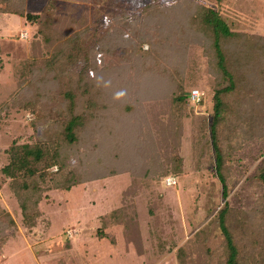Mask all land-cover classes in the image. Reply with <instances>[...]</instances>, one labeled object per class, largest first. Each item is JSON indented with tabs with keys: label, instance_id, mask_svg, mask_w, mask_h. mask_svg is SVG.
<instances>
[{
	"label": "rangeland",
	"instance_id": "rangeland-1",
	"mask_svg": "<svg viewBox=\"0 0 264 264\" xmlns=\"http://www.w3.org/2000/svg\"><path fill=\"white\" fill-rule=\"evenodd\" d=\"M123 1L127 2L102 0L101 4L95 1L93 4L92 0H76L72 27L85 30L84 35L87 36L84 42L90 51V59L85 71L93 83L91 86L95 87L91 91L93 99L100 98L99 88L105 93L110 90L112 82L108 80L109 76L124 74L130 65L128 62H137L134 69L129 71L130 74L140 70L155 73L164 79L167 87L161 88L159 94H163L162 97L153 93L149 96L154 104L148 109L143 131L145 135L150 133L153 136L150 142L158 156L156 160L147 158L148 165L140 166L142 170L149 168L150 175H156L146 180L141 178L140 185V180L135 181L129 173H123L85 181L70 191L52 190L41 199V214L36 225L31 228L22 224L20 207L10 188V180L1 168L9 160L6 150L13 142L38 141L37 136L58 115L54 97H44L41 103L49 99L46 104L51 106L44 107L42 111L46 114L45 119L42 124L35 126L30 123L36 116L32 110L23 109L19 103H14L21 86H25L30 75L37 70L33 68L37 60L33 51L35 38L33 27L24 17L2 13V9L13 11L18 8L16 4L0 2V210L8 211L15 222L12 227H3L6 238L0 247V264H179L178 247H183L187 256L195 255L194 245L198 243L195 233L208 220L195 225L197 206L210 199L205 193V181L210 183L214 180L212 184L215 189V200L212 201L214 208L209 219L223 202L220 186L216 178L209 174L212 158L205 160V165L199 164L198 169L193 166L194 163L189 165L193 143L196 147L197 138L200 135L203 137V133L208 131L213 103L212 89L218 79L209 54L210 44L201 35L197 38L194 31L190 32L186 27L182 33L190 32L187 36L189 40L186 37L188 45L165 47L166 51L158 46L160 40L158 44L144 41L141 50L135 47L137 49L132 52L126 46L129 43L134 46L137 34L133 29L134 23L123 24L118 15L122 11L120 3ZM45 2L26 0L25 9L39 12ZM127 10L130 12L132 7ZM219 10L233 22L232 29L264 35V0H223ZM114 17H117L116 20H113ZM95 21L99 24L95 25ZM173 53L174 56L170 58ZM262 81L263 76L260 75L254 79L257 85ZM177 82L182 83L185 92L197 88L203 94L202 102L193 104L195 114L186 110L183 113L172 101L176 95ZM241 104L243 109H256L247 106L249 103L244 101ZM189 106L192 105L189 103ZM255 106L259 110L262 108L261 103ZM173 109L177 116H171ZM110 110L120 113L124 108L112 107ZM242 116L250 119L253 114L243 110ZM261 116L256 117L257 124H252L250 128L255 133L242 140L235 159L229 165L232 181L228 201L235 207L250 209L263 191L261 184L252 178L264 160V114ZM242 125L247 128L249 123L240 121L238 126L243 128ZM171 140L176 144L178 155L186 158L182 168V175L185 174L183 178L173 172L163 175L172 166L169 158L173 148ZM206 143L208 141L201 142L198 149ZM208 149L204 148L202 153ZM81 155L80 152L69 155L67 166L80 177L85 173ZM206 156L210 157L207 153ZM152 162L154 165L151 166ZM138 167L134 168L136 172ZM154 169L156 172H153ZM193 172L194 176L189 177ZM169 177L172 178L170 183L167 182ZM117 209L125 213L126 220L118 222L112 218L113 211ZM103 218L106 221L103 229L106 237H99L97 229ZM163 239L167 248L171 247L163 255H158L157 243ZM208 243L211 248H215L219 241L218 238L210 237ZM200 255L205 263L208 259L211 263L210 254L202 252Z\"/></svg>",
	"mask_w": 264,
	"mask_h": 264
},
{
	"label": "trees",
	"instance_id": "trees-1",
	"mask_svg": "<svg viewBox=\"0 0 264 264\" xmlns=\"http://www.w3.org/2000/svg\"><path fill=\"white\" fill-rule=\"evenodd\" d=\"M5 1L16 4L18 8L13 11L2 9L3 14L22 16L33 27V51L37 58L33 65L37 69L36 73L33 72L27 84L21 86L14 103H19L23 109L32 110L36 116L30 123L35 126L42 124L45 119L46 114L42 111L44 107L51 106L46 104L49 99L41 103L44 97H54L58 115L37 136L38 141L13 142L6 150L9 160L1 171L10 180V188L20 207L22 224L29 228L36 225L41 214V199L52 190L70 191L85 181L123 173H129L135 181L140 180V185L142 179L156 175L153 173L156 169L152 175L146 166L140 169L142 164L148 165L147 158L156 160L158 156L151 146L153 136L150 133L145 135L143 131L148 109L154 104L149 96L153 93L162 97L163 94H159L161 88L167 87L164 79L139 69L130 74L129 71L134 69L137 62H128L130 65L124 74L109 76L108 80L112 82L110 90L105 93L99 88L100 98L93 99L91 91L95 87L91 86L93 83L85 71L90 59V51L84 42L87 36L84 35L85 30L72 27L76 0H46L36 13L25 9L26 0H0ZM94 1L102 3V0H92L93 4ZM222 1L127 0L120 3L122 11L118 14L123 24L134 23L137 39L134 46L132 43L127 44L128 50H141L144 41L158 44L160 40L162 43L158 46L162 47L161 50L180 44L188 45L187 36L194 31L197 38L201 35L210 44L209 54L218 75L212 89L213 103L208 131L196 140L197 146L201 142L208 143L200 149L193 143L189 165L194 163L193 166L198 169L199 164L212 158L209 174L216 178L223 202L209 219L214 208L212 201L215 200V189L212 184L214 180L210 183L205 181L206 187L203 188L211 201H203L197 206L195 225L208 220L195 233L198 238V243L194 245L195 255L187 256L183 247H178L179 264H212L213 260L214 264H264V160L252 175L263 188L252 207H235L228 201L232 181L230 162L235 159L242 140L255 133L250 128L252 124H257L256 117L264 114V35L232 29L233 22L219 10ZM130 6L132 10L129 12L127 8ZM94 24L99 23L95 21ZM186 27L190 32L182 33ZM172 56L174 53L169 57ZM259 75L263 76V81L257 85L254 79ZM121 91L124 95L117 98L116 94ZM189 91L185 92L182 83L177 82L176 95L172 101L183 113L186 110L195 114L193 103L188 101ZM202 100L203 95L200 102ZM243 101L256 109H243ZM257 103H261L260 110L255 106ZM112 107L124 108V111L115 113L110 110ZM243 110L252 113V118L243 117ZM175 115L173 109L171 116ZM240 121L245 124L248 122L249 126H238ZM82 131L87 134L84 135ZM89 132L93 133L89 135ZM171 142L173 148L169 158L172 166L163 175L173 172L183 178L185 174L182 175V168L186 158L178 155L175 142ZM206 147L209 149L204 155L202 152ZM74 152L82 154L85 175L81 177L67 167L68 157ZM137 166L141 175L139 169L137 172L134 169ZM194 172L188 176H194ZM120 209L112 214V218L118 222L126 220L125 213ZM14 223L8 211L0 210V247L6 238L3 227H12ZM105 227L103 218L97 229L99 237H106L103 231ZM210 237L218 238L217 247H210ZM158 242V255H163L171 246L167 248L164 239ZM202 252L211 255V263L209 259L207 263L200 259Z\"/></svg>",
	"mask_w": 264,
	"mask_h": 264
},
{
	"label": "built area",
	"instance_id": "built-area-1",
	"mask_svg": "<svg viewBox=\"0 0 264 264\" xmlns=\"http://www.w3.org/2000/svg\"><path fill=\"white\" fill-rule=\"evenodd\" d=\"M202 95L203 94L197 88L190 89L188 93V101L193 104H199ZM170 181H172V178L171 177L167 178V182L170 183Z\"/></svg>",
	"mask_w": 264,
	"mask_h": 264
},
{
	"label": "clouds",
	"instance_id": "clouds-1",
	"mask_svg": "<svg viewBox=\"0 0 264 264\" xmlns=\"http://www.w3.org/2000/svg\"><path fill=\"white\" fill-rule=\"evenodd\" d=\"M147 47V46H146ZM124 95V92H118L117 94H116V96H117V98H119V97H121V96H123Z\"/></svg>",
	"mask_w": 264,
	"mask_h": 264
},
{
	"label": "crops",
	"instance_id": "crops-1",
	"mask_svg": "<svg viewBox=\"0 0 264 264\" xmlns=\"http://www.w3.org/2000/svg\"><path fill=\"white\" fill-rule=\"evenodd\" d=\"M7 16V15H6ZM6 18V17H5ZM25 30V29H24ZM27 31V30H26Z\"/></svg>",
	"mask_w": 264,
	"mask_h": 264
}]
</instances>
